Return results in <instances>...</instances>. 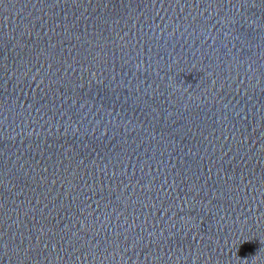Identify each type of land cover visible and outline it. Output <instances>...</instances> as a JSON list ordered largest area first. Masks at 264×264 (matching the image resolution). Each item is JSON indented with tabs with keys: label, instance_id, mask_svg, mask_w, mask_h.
<instances>
[{
	"label": "water",
	"instance_id": "obj_1",
	"mask_svg": "<svg viewBox=\"0 0 264 264\" xmlns=\"http://www.w3.org/2000/svg\"><path fill=\"white\" fill-rule=\"evenodd\" d=\"M0 264H264V0H0Z\"/></svg>",
	"mask_w": 264,
	"mask_h": 264
}]
</instances>
